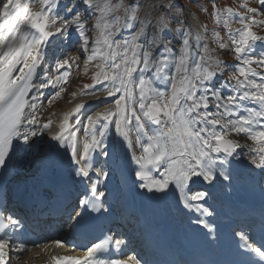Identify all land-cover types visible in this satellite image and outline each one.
I'll return each instance as SVG.
<instances>
[{
    "label": "snow or ice",
    "instance_id": "6c2138e0",
    "mask_svg": "<svg viewBox=\"0 0 264 264\" xmlns=\"http://www.w3.org/2000/svg\"><path fill=\"white\" fill-rule=\"evenodd\" d=\"M189 2L202 12L210 7L212 29L189 25L192 13L185 0H0V197L7 196L3 176L17 149L36 147L42 165L36 196L51 197L66 210L70 229L111 214L113 202L100 188L121 171L113 159L114 143L136 166L133 184L160 197L174 187L183 209L198 213L189 223L215 239L217 226L209 220L214 210L205 206L211 192H193L192 186L199 182L211 189L224 181L231 188L233 163L244 158L245 147L250 164L264 173V34L254 30L264 26V19H257L264 16V0L240 5L243 12L220 7L217 0H208L209 7ZM57 42L75 51H62L53 61L49 49ZM228 50L236 61L231 70L220 58ZM81 61L85 74L89 66L95 70L91 83L71 96L90 99L76 103L58 124L51 116L42 120L45 90L58 89L47 97L51 105ZM109 100L112 104L91 112ZM243 137L252 143L242 144ZM37 140L46 151L40 153ZM65 157L72 177L87 182L78 205L66 207L65 187L48 176ZM123 199L118 194L121 214ZM23 227L19 218L0 210V264H11L10 253L18 258L24 251V243L10 248ZM237 227L232 235L238 242L227 264H264V212L258 221ZM112 239L84 245L81 256H53V264H150L138 254L112 258L126 244L115 239L112 245Z\"/></svg>",
    "mask_w": 264,
    "mask_h": 264
},
{
    "label": "bare ground",
    "instance_id": "6f19581e",
    "mask_svg": "<svg viewBox=\"0 0 264 264\" xmlns=\"http://www.w3.org/2000/svg\"><path fill=\"white\" fill-rule=\"evenodd\" d=\"M187 19H188L189 25L194 27V25H193L194 22L192 23V21L188 17H187ZM62 51H63L64 55H68V54H71L74 52V50L72 51V48H67L66 50L60 49V44H59V42H57V44L54 48L49 49V56L54 61L56 56L59 53H61ZM60 58H63V57L61 56ZM81 63L83 64V61H81ZM73 75H74V73L70 77H73ZM67 84H68V82H67ZM55 90H57V89H55ZM79 90H80V88L78 90H76L75 92H79ZM49 95H50L49 93H46V96L43 98V103L45 106L40 112V117L42 120H45L51 116L54 124H58L59 120L62 118L63 114L65 112L70 111L75 106L76 103H79L81 101H88L90 99V97H88V96H77L75 98H72L71 94H69L68 96H66V99H64L65 102L62 105L59 104L60 106L57 105V107H51L48 105V102L46 101L47 97ZM67 100H69V101H67ZM110 104H112L111 100H109L107 104L94 105L91 107V112L99 111L103 107L109 106ZM78 135L81 138L83 137L82 130L78 133ZM113 138H114V130H113V137L110 139H113ZM45 139H47V135H45ZM241 143L242 144H244V143L251 144L252 142L250 140H248L247 137H243V138H241ZM36 144L40 149V153L46 151V149L41 145V142L39 140H37ZM111 147H112V151H113V159L116 161V163L121 165V171L124 173V175H121V171H114L113 174L109 176L107 183H109L111 189H116L117 191L120 190V189H118L117 180H118V177H120V175H121L122 178L124 179V181L127 179V183L121 189L122 195H123V197H125V196L130 197L132 194H135V190L131 191L130 189H133V188H135L136 190L139 189L138 186L133 184V181H135L136 178L134 176L135 170L132 169V166L130 164V163H132L130 160V155L126 154L125 152L120 151L119 148L114 143H112ZM243 151L245 154L244 158L241 159L239 162L233 163V169H234V175L236 176V182L234 183V185L231 188L226 187L225 185H227L228 182H224V181H218L216 183L215 187H213L211 189H209L207 185L197 182L195 185H200V188H197V189L194 188V191L195 190L196 191L197 190H209L210 192L213 191L219 197L227 198L228 195L230 194V192H232L234 190L235 186L238 183H242L244 181L250 180V177L252 175H255V174L264 175V173H262L259 169H256L254 166H252L250 164V162L247 158V155H246L248 153L249 149L247 147H245ZM32 154H33V157H30V155H32ZM31 159H32V161H31ZM39 159H40V154L37 153L36 147H34L33 149H31L27 152L24 150H21V149H17V151L13 155L12 161L10 162V168L7 171L8 177L10 178L9 184L11 185V184L19 181L21 183L27 182L24 184L25 186H27L29 184L28 182H31L32 185H35L34 187L39 188L38 181L40 180V176H41V172L39 171V169L42 168V165L38 162ZM97 160L102 161L103 157H97ZM132 165L135 166L134 164H132ZM95 167H97V168L100 167V163L98 162L95 165ZM109 167H111V164L109 165ZM67 172L69 174H71V167H70L69 160L65 157L60 161V167L59 168H57V169H51L50 168L49 169L48 176L51 179L59 180L60 178H65L67 176H71ZM38 175H39L38 178H35L34 180H32V178L34 176H38ZM86 184H87V182H86ZM126 188L128 189V191L126 190ZM100 190H101V188H100ZM78 192H81L80 197H82L85 193V191H83L81 188H78ZM153 198H154V200L157 201V207L156 208H157L159 217H161L162 202L170 210V214H172L173 217L177 216V213H175L173 210L174 203L168 201L167 197H160L159 195H157V196H153ZM216 207H217V203L215 202L214 204L211 205L210 210H213ZM193 212H195V211L188 212L186 209H183V211L181 213H182V215L186 216L187 214H190ZM179 215H180V213H179ZM54 234H56V233H54ZM23 238L25 239L24 236H23ZM65 238H68V237L64 236V233H61V234H59V237H57L56 235H53V238L52 237L49 238L48 241H46L47 238L40 239L39 243H37V242L34 243L33 241H31V242L27 241L25 243V247L27 249H29L31 246L34 247L36 244H40L41 247H44V252L42 254V257L40 256L37 259L31 260V261H28V260L25 261L24 260L23 264H39L40 260H45L46 258L50 260V259H52L53 256H61V255L70 256L69 251H67L66 249L60 248V246H62V243H60L59 245H57L55 243V241H57V240L62 241ZM84 245H86L85 242L81 246L82 250H83ZM24 252L26 253V251L24 250L22 252V254L19 255L17 260L18 259L20 260V258L24 255ZM17 262L18 261L15 260V262L13 264H17ZM18 264H21L20 261Z\"/></svg>",
    "mask_w": 264,
    "mask_h": 264
},
{
    "label": "rangeland",
    "instance_id": "374dc122",
    "mask_svg": "<svg viewBox=\"0 0 264 264\" xmlns=\"http://www.w3.org/2000/svg\"><path fill=\"white\" fill-rule=\"evenodd\" d=\"M185 3L188 5V7L191 9V15L188 16V18L192 21L194 28L197 25H206L209 29H212L214 26V21L211 19L210 17V7L208 5V0H198L199 4L204 5L205 7H209V12H202L200 11V9L196 6L195 3H190L189 0H185ZM247 3L249 6H256V0H217V5L220 7H232L234 9H236L239 12H243L244 9L242 7H240V5ZM257 19H264V16H260L257 17ZM239 25L236 23L232 24V27H238ZM254 30L258 31L259 34H264V26H254ZM218 31H220V35L222 37L225 36V30L224 29H218ZM75 51V48H72V51ZM221 59L228 61L229 62V70H231V65L235 64L236 61L233 58V54L231 52V50H228L226 52H223L220 56ZM91 66H89L90 68ZM74 78L71 77L70 81L68 80V84H66L67 86H65V91L61 94L60 98H57L55 101H53V103L49 106L51 107H57L62 105L65 101L64 99H66V96H68L69 94L75 92L76 90H78L79 88L81 89L83 84L85 83H91V74L87 73L85 75H83V71H84V65L81 63L80 64V68L77 69L74 67ZM72 75V72H71ZM225 76L228 75V72H225L224 74ZM69 101V100H67ZM60 104V105H59ZM30 157H33V154L30 155ZM33 159V158H32ZM38 176H34L32 178V180H34L35 178H38ZM27 182H24L23 184H25ZM29 184L31 182H28ZM194 188H200V185H194L192 186V190H194ZM40 244H36L34 247L31 246L29 249L26 250V253L24 252V255L20 258V260L16 258L17 264L20 263L23 264L24 260L25 261H31V260H35L38 257H42V254L44 252V247H39ZM43 250V251H42ZM40 251V252H39ZM32 258V259H31ZM23 259V260H22ZM23 261V262H22Z\"/></svg>",
    "mask_w": 264,
    "mask_h": 264
}]
</instances>
